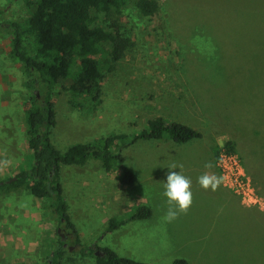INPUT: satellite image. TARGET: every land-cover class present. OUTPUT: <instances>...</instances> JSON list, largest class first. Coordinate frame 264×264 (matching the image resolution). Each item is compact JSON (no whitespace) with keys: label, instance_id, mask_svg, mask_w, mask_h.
Listing matches in <instances>:
<instances>
[{"label":"rangeland","instance_id":"rangeland-1","mask_svg":"<svg viewBox=\"0 0 264 264\" xmlns=\"http://www.w3.org/2000/svg\"><path fill=\"white\" fill-rule=\"evenodd\" d=\"M136 1L96 14L94 25L117 31L128 45L103 73L102 102L95 112L71 109L68 93L53 88L56 124L50 140L58 151L112 133L138 132L163 106L172 110L167 120L190 128L218 122L222 130L235 123L244 129L249 120L258 121L255 116L264 121V0H154L161 7L151 16L142 15ZM29 14L23 0H0V181L17 174L31 153L23 121L27 79L21 64L9 57L7 26ZM175 94L179 101L170 98ZM122 154L134 176L130 185L121 183L118 169L107 172L93 159L83 166L61 165L67 172L60 173L62 196L81 247L108 248L146 264H172L190 253L189 241L202 230H194L190 211L170 223L164 219L165 173L176 164L182 165L176 171L198 178L205 172L207 150L201 140L176 144L163 137L139 140ZM136 205L148 207L150 216L105 231L108 220L123 218ZM56 228L45 201L24 188L0 190V264H46ZM63 239L62 264H95L94 256L81 257L79 247Z\"/></svg>","mask_w":264,"mask_h":264},{"label":"trees","instance_id":"trees-1","mask_svg":"<svg viewBox=\"0 0 264 264\" xmlns=\"http://www.w3.org/2000/svg\"><path fill=\"white\" fill-rule=\"evenodd\" d=\"M124 0H23L30 14L24 22H10L9 57L21 64L26 77L27 98L24 109V136L30 150L27 162L14 176L0 181V190L24 188L33 197L46 202L57 218L56 244L45 253L46 264H62L66 255L65 239L79 247L81 257L94 256L96 264H146L122 258L108 248L85 251L67 214L60 184L61 165L83 166L90 159L99 161L105 171L118 169L123 185L134 182L125 166L122 151L139 140L168 138L182 144L201 138V133L188 126L161 117L149 120L146 126L132 134L112 133L87 144H74L58 151L50 140L55 127L52 90L61 86L68 93L71 109L92 115L102 102L103 73L123 55L128 40L117 31L94 25L96 14L118 11ZM142 15L156 13L154 0H138ZM224 147L235 152L231 142ZM218 150V149H217ZM217 152V151H216ZM118 177V176H117ZM15 178L14 181H7ZM150 216L144 205L134 206L123 218L108 220L106 232L127 221ZM60 231L62 233H60ZM63 236V237H62ZM102 255L95 256L94 251ZM172 264H189L176 259Z\"/></svg>","mask_w":264,"mask_h":264},{"label":"crops","instance_id":"crops-1","mask_svg":"<svg viewBox=\"0 0 264 264\" xmlns=\"http://www.w3.org/2000/svg\"><path fill=\"white\" fill-rule=\"evenodd\" d=\"M170 98L174 101L181 99L177 94ZM195 106L200 109L197 103ZM158 109V117L165 120V116L172 112L169 106L168 111L164 106ZM255 118L259 121L258 116ZM258 121L253 123L249 120L243 124L244 129H238L235 123L233 128L226 126L222 130L218 122L200 128L191 127L202 134L195 140H201L207 150L205 162L211 161L214 165L211 169H202L218 176L214 149L231 142L255 185L261 203L259 206H246L222 184L215 191L204 190L197 183V178H191L193 203L188 211L192 215L194 230L202 232L196 233V238L189 241L190 253L178 259L189 264H264V121ZM60 173L61 176L67 174L61 167ZM246 232L250 236H244Z\"/></svg>","mask_w":264,"mask_h":264},{"label":"clouds","instance_id":"clouds-1","mask_svg":"<svg viewBox=\"0 0 264 264\" xmlns=\"http://www.w3.org/2000/svg\"><path fill=\"white\" fill-rule=\"evenodd\" d=\"M178 167L182 168V165L172 164L167 168L168 171L165 173V191L163 195L167 198L169 208L165 213L164 219L169 223L175 221L179 214H187L193 203L192 181L180 171H176ZM204 167L205 169H211L214 165L211 161H208L205 162ZM197 183L204 190L215 191L222 183V178L214 173L205 171L197 178Z\"/></svg>","mask_w":264,"mask_h":264},{"label":"built area","instance_id":"built-area-1","mask_svg":"<svg viewBox=\"0 0 264 264\" xmlns=\"http://www.w3.org/2000/svg\"><path fill=\"white\" fill-rule=\"evenodd\" d=\"M215 167L222 185L242 204L259 206L255 185L247 174L242 160L236 152H229L224 146L218 148L215 156Z\"/></svg>","mask_w":264,"mask_h":264},{"label":"water","instance_id":"water-1","mask_svg":"<svg viewBox=\"0 0 264 264\" xmlns=\"http://www.w3.org/2000/svg\"><path fill=\"white\" fill-rule=\"evenodd\" d=\"M15 180V178H12L11 180H9L7 183H9V182H11V181H14ZM94 253H95V255L96 256H101L102 254L99 252V251H94Z\"/></svg>","mask_w":264,"mask_h":264},{"label":"flooded vegetation","instance_id":"flooded-vegetation-1","mask_svg":"<svg viewBox=\"0 0 264 264\" xmlns=\"http://www.w3.org/2000/svg\"><path fill=\"white\" fill-rule=\"evenodd\" d=\"M63 237V236H62Z\"/></svg>","mask_w":264,"mask_h":264}]
</instances>
